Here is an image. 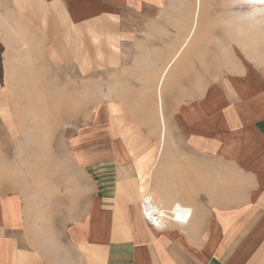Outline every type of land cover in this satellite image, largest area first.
I'll return each instance as SVG.
<instances>
[{
  "label": "rangeland",
  "instance_id": "1",
  "mask_svg": "<svg viewBox=\"0 0 264 264\" xmlns=\"http://www.w3.org/2000/svg\"><path fill=\"white\" fill-rule=\"evenodd\" d=\"M200 3L201 27L162 83L163 104L179 100V87L167 94L171 82L187 86L189 99L197 95L202 61L213 48L212 5L226 27L235 4L236 36L264 41V13L250 3ZM194 6L158 0L134 13L91 0H0V262L98 264L97 254L70 246L67 234L83 223L101 138L105 144L112 124L129 139L153 129L156 85L189 32L182 26L191 27Z\"/></svg>",
  "mask_w": 264,
  "mask_h": 264
},
{
  "label": "crops",
  "instance_id": "2",
  "mask_svg": "<svg viewBox=\"0 0 264 264\" xmlns=\"http://www.w3.org/2000/svg\"><path fill=\"white\" fill-rule=\"evenodd\" d=\"M91 1L141 13L158 0ZM211 12L213 48L202 61L197 95L189 99L182 82L165 85L167 94L178 87L180 94L175 103L164 101L165 137L155 116L145 139H129L113 124L105 144L101 138L83 223L67 234L70 246L97 254L98 264H264V41L236 36L235 4L226 27L220 10L212 5ZM207 34L197 38L202 45ZM176 202L188 210L186 219L154 224L144 214V205L169 213Z\"/></svg>",
  "mask_w": 264,
  "mask_h": 264
},
{
  "label": "bare ground",
  "instance_id": "3",
  "mask_svg": "<svg viewBox=\"0 0 264 264\" xmlns=\"http://www.w3.org/2000/svg\"><path fill=\"white\" fill-rule=\"evenodd\" d=\"M200 1L201 0H195V6H194V11H193V17H192V24H191V27H190V29H189V32H188V34H187V36L183 39V41H182V43L179 45V47L177 48V50H176V48L174 49V50H176V51H174V53H173V55H170V56H172L171 58H170V60H168V63L167 62H165L164 63V65L163 66H165L164 67V69H163V71H162V73H161V75H160V77H159V80H158V82H157V85H156V92H157V109H156V111L158 112V114H157V116H158V120H159V126H160V135H162L163 136V134H164V119H165V117H164V115H163V112H162V100H161V97L162 96H160V91H161V88L163 87L162 86V83H164V79H165V77H166V75H167V73H168V71H169V69L172 67V65H174V63L177 61V59H179V57H180V53H182V51H184V49L188 46V44H189V42L191 41V38L193 37V35H194V33H195V31H196V28L198 27V20L200 19L199 17V15H200ZM239 2H248V3H250L251 5H252V7H254V9L257 11V13L259 12V13H264V3H261L260 2V0H239ZM256 14V13H255ZM263 15V14H262ZM258 16V15H257ZM261 16V15H260ZM258 20V19H257ZM188 49V48H187ZM193 49V48H192ZM198 49V48H197ZM190 50V49H189ZM199 50H201L200 48H199ZM186 51V50H185ZM190 52V51H189ZM188 52V53H189ZM201 52V51H200ZM171 53V54H172ZM202 53V52H201ZM170 54V53H169ZM182 54H184V53H182ZM190 54H194V53H190ZM185 58V57H184ZM181 59V58H180ZM212 61V60H211ZM211 61H209V62H211ZM167 63V64H166ZM185 63V62H184ZM192 63V62H191ZM166 64V65H165ZM185 66V68H186V65H184ZM179 67V66H178ZM182 67V66H181ZM183 69L182 70H184V67H182ZM187 74V73H186ZM180 85V84H179ZM170 86V85H169ZM164 102V101H163ZM165 132H166V129H165ZM162 136H160V138L162 137ZM165 136H163V138H164ZM162 138V139H163ZM165 140V139H164ZM161 142V141H160ZM165 142V141H164ZM160 144V143H159ZM164 144V143H163ZM159 147V146H158ZM159 149V148H158ZM162 149H163V147H162ZM147 193V192H146ZM145 193V194H146ZM150 194V193H149ZM152 196V195H151ZM143 201H145V203L147 204V205H149V198L148 197H146L145 198V200H143ZM153 201V200H152ZM157 202H158V200H157ZM154 203V202H153ZM181 203V202H180ZM179 203V204H180ZM156 204V203H155ZM175 204H177V202L175 203ZM152 205V204H151ZM181 205V204H180ZM180 205H175L172 209L170 208V212L169 213H165V212H161V211H159V210H155L153 207H150L149 209H147V206L146 205H144V214H145V216L147 217V219L151 222V223H154V224H159L160 223V220L162 221L163 219H168V218H173V219H176V218H178L179 220L180 219H182V216L183 215H185V214H187L188 213V210H186V209H184V208H182ZM184 206V205H183ZM156 207V206H155ZM186 208V207H185ZM161 210V209H160ZM163 210V209H162ZM167 211V210H166ZM155 213H156V215H155ZM157 214H160V218H159V220L157 219ZM192 215V214H191ZM186 216V215H185ZM188 216V215H187ZM184 217V216H183ZM190 217V216H189ZM185 218V217H184ZM186 219V218H185ZM188 219V218H187ZM189 220V219H188ZM165 221V220H164ZM163 223H165V222H163Z\"/></svg>",
  "mask_w": 264,
  "mask_h": 264
},
{
  "label": "snow or ice",
  "instance_id": "4",
  "mask_svg": "<svg viewBox=\"0 0 264 264\" xmlns=\"http://www.w3.org/2000/svg\"><path fill=\"white\" fill-rule=\"evenodd\" d=\"M261 3H264V0H260Z\"/></svg>",
  "mask_w": 264,
  "mask_h": 264
}]
</instances>
